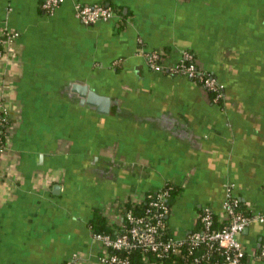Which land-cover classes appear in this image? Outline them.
Instances as JSON below:
<instances>
[{"label":"crops","instance_id":"1","mask_svg":"<svg viewBox=\"0 0 264 264\" xmlns=\"http://www.w3.org/2000/svg\"><path fill=\"white\" fill-rule=\"evenodd\" d=\"M78 1L128 17L86 25L75 0L51 13L43 0H0V22L20 32L0 64L16 118L0 162V264H102L90 222L100 213L120 228V202L168 182L177 238L203 206L221 210L229 183L264 214V0ZM157 48L168 67L192 50L223 83V104L150 68L144 52ZM76 84L109 96V113L81 104ZM240 239L247 264H264V221Z\"/></svg>","mask_w":264,"mask_h":264},{"label":"built area","instance_id":"2","mask_svg":"<svg viewBox=\"0 0 264 264\" xmlns=\"http://www.w3.org/2000/svg\"><path fill=\"white\" fill-rule=\"evenodd\" d=\"M66 0H43L41 6L46 12H53ZM76 16L86 25L106 22L119 16L110 6L103 4H84L75 0ZM20 32L0 22V64L14 59V43ZM144 57L150 68L155 71H165L189 78L201 86L207 93L213 92V102L217 103L224 97V85L217 76L201 67L195 54L190 49L181 51L178 60L170 67L164 64L170 57L163 48L144 52ZM12 84L0 80V162L8 150L15 128V113L7 96ZM168 185V183H167ZM172 186L160 190L146 192L140 199H128L132 207L143 204L141 212L133 208L123 207L120 232L116 235L92 233V237L102 247V264H134L130 255L142 252L147 260L148 253L157 258L167 257L172 252L183 251V262L179 264H204L215 253L225 256L223 262L211 264H247V251L240 239V234L254 221L263 222L264 214L253 210L251 204L242 203L234 191L233 184L225 188V196L220 211L210 205L201 208L198 215L201 227L182 237L173 236L168 217L171 212L170 194ZM244 209V210H243ZM224 222L222 229L213 228L214 215ZM168 233L170 235H168ZM125 255H122L124 254ZM258 257L264 258V243ZM65 264H73L68 260ZM155 264V263H153Z\"/></svg>","mask_w":264,"mask_h":264},{"label":"trees","instance_id":"3","mask_svg":"<svg viewBox=\"0 0 264 264\" xmlns=\"http://www.w3.org/2000/svg\"><path fill=\"white\" fill-rule=\"evenodd\" d=\"M98 4H103V5H107L106 3L104 2H100ZM107 6H110L113 10H115L117 12L118 15H120V21L123 23H125V19L126 17H128L127 14H125L123 12V10L121 8H118L112 4L110 5H107ZM165 52L168 53L167 49L164 48ZM209 94V97L211 99V101L213 102V99H214V93L213 92H208ZM225 100V91H224V97L222 99H220L217 103L213 102L214 104L216 105H222L223 102ZM171 185L172 186V189H171V194H170V198L169 200L171 201V197L175 194V192L177 191L178 187L169 183L168 182V185L166 184L164 186V188L166 186H169ZM143 204H136L134 207H132V203L130 200H125L124 202H120L118 204V208H123V207H128V208H133L135 212H141L142 211V208H143ZM244 210V209H243ZM197 227L195 230L199 229L201 227V223H200V219L198 217L197 219ZM91 224V233L95 234V233H105V234H111V235H116L117 233L120 232V228H117L116 225L114 224H110V222H108V218H106L104 215L102 214H97L96 218L90 222ZM224 226V222H221L219 220V217L217 214L214 215V219H213V228L215 229H222ZM194 230V231H195ZM168 235H170L168 233ZM261 252V247L259 249H257V256L260 254ZM122 255H125L122 254ZM148 258L147 260H144L143 259V254L142 252L140 251H137L136 253H133L130 255V258H131V261L134 263V264H179V263H182L183 262V251H180V252H172L169 254V256L167 257H162V258H157L154 254L152 253H148L147 254ZM261 258V257H259ZM261 259H264L263 257ZM225 260V256L223 254H220V253H215L213 254L212 256H210V258L206 261L204 264H211L215 261H219V262H223ZM65 264V262H64Z\"/></svg>","mask_w":264,"mask_h":264},{"label":"water","instance_id":"4","mask_svg":"<svg viewBox=\"0 0 264 264\" xmlns=\"http://www.w3.org/2000/svg\"><path fill=\"white\" fill-rule=\"evenodd\" d=\"M80 97V103L95 107L101 113H109L111 107V98L109 96L101 95L96 90L86 85L76 84L71 89ZM59 185L55 189H59Z\"/></svg>","mask_w":264,"mask_h":264}]
</instances>
